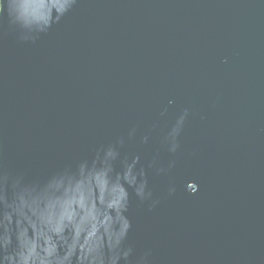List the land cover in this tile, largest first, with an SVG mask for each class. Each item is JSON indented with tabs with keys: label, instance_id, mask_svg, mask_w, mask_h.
I'll use <instances>...</instances> for the list:
<instances>
[{
	"label": "water",
	"instance_id": "water-1",
	"mask_svg": "<svg viewBox=\"0 0 264 264\" xmlns=\"http://www.w3.org/2000/svg\"><path fill=\"white\" fill-rule=\"evenodd\" d=\"M69 178L120 204L118 264H264V0H0L3 264Z\"/></svg>",
	"mask_w": 264,
	"mask_h": 264
},
{
	"label": "clouds",
	"instance_id": "clouds-1",
	"mask_svg": "<svg viewBox=\"0 0 264 264\" xmlns=\"http://www.w3.org/2000/svg\"><path fill=\"white\" fill-rule=\"evenodd\" d=\"M137 195L143 197V185ZM105 209L120 210L107 182L62 180L35 202L20 203L9 213V223L16 216L19 246L5 259L10 264H118L123 233L114 230ZM11 243L10 234L0 235V247L7 249Z\"/></svg>",
	"mask_w": 264,
	"mask_h": 264
}]
</instances>
